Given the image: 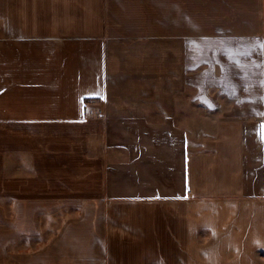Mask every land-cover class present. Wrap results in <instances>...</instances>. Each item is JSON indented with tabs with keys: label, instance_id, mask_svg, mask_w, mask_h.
<instances>
[{
	"label": "crops",
	"instance_id": "0c3cea01",
	"mask_svg": "<svg viewBox=\"0 0 264 264\" xmlns=\"http://www.w3.org/2000/svg\"><path fill=\"white\" fill-rule=\"evenodd\" d=\"M261 43L264 0H0V264H256Z\"/></svg>",
	"mask_w": 264,
	"mask_h": 264
},
{
	"label": "snow or ice",
	"instance_id": "6c2138e0",
	"mask_svg": "<svg viewBox=\"0 0 264 264\" xmlns=\"http://www.w3.org/2000/svg\"><path fill=\"white\" fill-rule=\"evenodd\" d=\"M260 47H261L262 49H264V43H261V44H260ZM259 128H260V139H261V141H264V124H261V125L259 126Z\"/></svg>",
	"mask_w": 264,
	"mask_h": 264
},
{
	"label": "rangeland",
	"instance_id": "374dc122",
	"mask_svg": "<svg viewBox=\"0 0 264 264\" xmlns=\"http://www.w3.org/2000/svg\"><path fill=\"white\" fill-rule=\"evenodd\" d=\"M194 113L195 114L198 113V110L194 109ZM11 250H12V248H11ZM256 264H264V254H263V256H260V255L257 256V263Z\"/></svg>",
	"mask_w": 264,
	"mask_h": 264
}]
</instances>
